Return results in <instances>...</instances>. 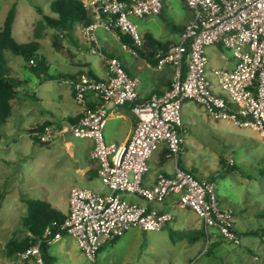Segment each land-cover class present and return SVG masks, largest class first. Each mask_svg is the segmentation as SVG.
I'll use <instances>...</instances> for the list:
<instances>
[{
    "label": "built area",
    "instance_id": "2783aa9c",
    "mask_svg": "<svg viewBox=\"0 0 264 264\" xmlns=\"http://www.w3.org/2000/svg\"><path fill=\"white\" fill-rule=\"evenodd\" d=\"M83 2L93 11L94 18L81 33L94 53L103 52L97 32L102 26L130 36L133 50L144 48V36L131 16L161 14L164 9V0ZM186 3L192 16L181 41L156 54L159 68L168 63L175 68L172 86L165 93H154L149 100L140 101V79L130 75L115 56L106 57L107 78L98 79L84 72L73 81L79 103H85L90 91L98 94L102 103L88 109L79 121L62 126L60 131L94 140L92 156L99 160L98 175L109 191L72 186L69 216L61 224L55 221L49 225L43 237L18 254L19 260L49 264L44 244L64 235L73 236L85 255L95 260L107 242L132 228L147 231L165 228L174 212L151 203H164L170 198H176L175 207L195 210L208 233L215 228L227 240L240 242L235 214L220 207L214 181L202 179L193 170L177 164L174 174L159 172L154 184L144 183L150 171V158L162 143L167 144L170 156L179 159L185 142L181 134L182 109L188 99L202 104L216 120L251 126L264 136V0H186ZM217 42H223L237 59L233 69H212L228 99L213 89V80L208 75L207 48ZM107 103L133 104L139 119L129 141L106 140ZM52 127L48 125L38 134L41 142L54 138L57 131ZM228 161L235 163L232 157ZM131 196L139 200H132Z\"/></svg>",
    "mask_w": 264,
    "mask_h": 264
},
{
    "label": "rangeland",
    "instance_id": "374dc122",
    "mask_svg": "<svg viewBox=\"0 0 264 264\" xmlns=\"http://www.w3.org/2000/svg\"><path fill=\"white\" fill-rule=\"evenodd\" d=\"M12 1L0 0V3L6 5L10 2L11 8ZM24 1L20 0V3L24 4ZM29 1L41 13L56 15L52 10V0ZM184 10L175 0H168L163 15L168 21L169 31H174L173 25L184 22ZM131 18L141 31L137 16ZM156 20L162 22L161 16H156ZM176 40L179 42L180 36ZM217 43L226 55H233L223 42ZM51 48L46 44L39 52L50 57L55 54ZM23 72L32 77L28 82L30 79L35 81L33 77L38 76L29 66ZM48 83L58 85L54 81ZM34 92H37L39 101L28 97L27 118L16 113L19 125L26 127L20 133L26 137H20L16 132L14 136L19 138L15 148L8 144L0 145V192L3 195L0 201V264L7 261L22 264L16 262L15 256L9 255L7 248L11 239L22 240L29 233L25 226L28 215L25 198L50 199L60 205L73 184L85 183L78 173L84 159L76 160L67 144L69 140L76 145L90 144L89 139L71 131L61 132V128L48 145L36 141L35 136L33 141L28 139L30 130L27 128L31 122L45 118L47 113L56 117L58 125L62 126H70L68 116L72 118L70 112H63L62 106L51 101L58 102L56 91L52 90L51 97L49 90L44 88ZM221 95L228 99L224 92ZM188 101L182 109L186 130L181 132L186 138L187 149L179 158L189 157L200 173L212 175L220 207L235 214V226L242 234L240 242L227 240L215 228L207 233L195 210L170 204L165 210L173 211L174 218L165 228L148 231L132 228L125 235L107 242L95 260H90L83 253L73 236H63L48 247L52 264H264V136L251 126L241 127L229 120H214L202 104L192 99ZM229 157L235 160V166L230 165ZM95 187L99 191L108 190L101 181H97ZM158 204L157 208L160 207Z\"/></svg>",
    "mask_w": 264,
    "mask_h": 264
},
{
    "label": "crops",
    "instance_id": "0c3cea01",
    "mask_svg": "<svg viewBox=\"0 0 264 264\" xmlns=\"http://www.w3.org/2000/svg\"><path fill=\"white\" fill-rule=\"evenodd\" d=\"M175 1L179 3L183 8H185L184 11L186 17L183 23L173 25L174 31H169L166 24L167 19H165L166 17L165 15H163V11L161 14L146 15L143 17L132 15L137 16V21L139 23V26L141 27L140 32L142 33L145 39L144 48H142L141 50H133V42L130 36H127L125 41L122 37V34L118 31L102 26L98 28L97 32L100 43L103 48V52L94 53L90 50V45L85 42L84 37L81 33L82 28L86 24L82 22H77L74 25L72 31L61 33L60 31H56L54 28L46 24L43 19V14L41 13V10L36 8V5L35 8H33L30 5L31 2L29 0L24 1V4L20 3V0H13L12 6L16 5L17 8L16 17L13 25V33L15 38L19 42H29L33 40H38L39 42H41L42 46H45L46 44L50 45V47H52V52H55V54L50 55V57L49 55H44L50 64V72L55 75L63 74L65 76L49 79L46 81H42L39 76H34L33 80L35 81L32 82L30 81V79L28 82L29 86L36 91L42 90L43 88L49 90L48 93L50 94V97L52 96V90L56 91V95H58L59 97V99H57L58 102L54 99H49L52 102L57 103L59 106H62L61 110L63 112H65L66 110L67 112H70V114H72V118H70V115L68 116L70 123L76 121L77 118L86 109L97 107L99 104L102 103L101 97L94 91H90L88 93V98L86 99L85 103H79L75 97L74 86L71 79H69L71 78L70 76L87 72L98 79L107 78L108 67L106 57L115 56L119 58L123 62L126 71L130 75L136 76L140 79V84L138 86L140 101L149 100L154 93H165L172 86L175 68L172 63L166 64L163 68L158 67V61L155 60V57L154 60L150 58V56L152 55V51H150L148 46H146V36L148 34H152L156 39L162 41L163 43L169 44L167 49L165 50H168L171 44L178 42L176 40L177 37L180 36L181 41L186 23L192 16V11L187 6L186 0ZM167 3L168 0H164V7ZM1 5L5 4L0 3V28L4 25L7 15L10 9L12 8L9 7L11 5L10 2L6 4L7 6L5 5V7H2ZM87 9L92 15V18H94L93 11L88 7ZM5 12H7V14ZM156 16H161L162 22L156 20ZM58 33H60V35ZM47 38H49L48 43ZM43 49L45 48L43 47ZM207 50L210 58V62L208 65V75L213 80L214 90L217 93H221L222 91L218 85L217 78L212 72V69L215 67L233 69L237 64V59L233 55H226V53L222 49V46L218 43L208 46ZM5 55L7 64L11 68V74L13 76L19 77L26 81H28V78H32L31 76L25 75L23 72L24 68L28 66V62L23 55L15 54L10 50H6ZM37 81L39 83H37ZM51 81L58 83V85L54 86L48 83ZM32 94L36 96L35 99L38 100L37 92L35 93L33 91ZM188 102L190 101H185L183 106H185V104H187ZM12 104L13 114L6 122L4 128L0 130V145L8 144L10 147L12 146L13 148H15V144H18L17 141L19 137L15 138L14 134L16 132L20 133L22 128H26L25 126L19 125L16 113H19L21 117H25L24 119L27 118L26 112L29 108V98L28 96L20 92L12 100ZM106 111L108 114L107 124L105 127L106 140L108 142L118 143H125L129 141L139 119L138 115L133 110V104L127 103L123 105H116L113 103H107ZM62 118L65 119V117ZM39 120L44 121L40 123L38 122ZM46 122H50L48 123V125L54 126L57 129V133H59L58 129L61 128L62 125H58L60 123L59 121H57V118L51 115L50 113H47V115H45V118L35 119L31 122V126L27 128V131L30 130V134H27L29 137L28 139L33 141L32 137H36L39 134L38 126ZM185 130V126H183L182 131L185 132ZM19 135L20 137H26L23 133H20ZM86 138L90 140V144L84 143V145H76L71 140H69L67 144L68 148L70 149V153L76 156V160L80 161L79 159L81 157H83L84 159L82 161V167H79L78 169V173L81 176L80 179L84 180L83 182L85 183L83 185L81 183H76L72 186L81 185L98 190V188L95 187V183L97 181H101L98 175L99 160L92 156L95 142L92 138ZM185 143L186 142H184L183 150L181 152L182 154L185 153L187 149L185 147ZM177 164L183 168L193 170L197 174V176L201 177L202 179H208L211 181V174L208 176L200 173L199 169L196 167V165L191 162L189 157H186V159L180 157L178 160H176V158L169 155V148L167 144L162 143L150 158V171L145 175L144 183L146 185L154 184L159 172L174 174L176 171ZM72 186L69 188V191H67L65 199L60 203V205L48 199L54 205H56L59 210H61L64 214L67 215L70 211V191ZM107 191H109V188ZM131 199L139 200V198L134 196H131ZM175 200L176 198H170L165 201V204H158L159 202H152L151 205L156 207V205L158 204L160 205L159 209L165 210L167 209V207H169L170 204L174 205ZM65 236L66 235H64V237ZM15 260L17 263L31 264V262L19 260L17 257L15 258ZM5 264L12 263L7 261Z\"/></svg>",
    "mask_w": 264,
    "mask_h": 264
},
{
    "label": "trees",
    "instance_id": "16d2710c",
    "mask_svg": "<svg viewBox=\"0 0 264 264\" xmlns=\"http://www.w3.org/2000/svg\"><path fill=\"white\" fill-rule=\"evenodd\" d=\"M52 10L57 13L58 16L42 13L43 19L48 26L58 29L61 33L72 30L77 22H82L87 25L93 21L92 15L85 6L83 0H53ZM16 11V5L12 6L4 25L0 28V130L4 128L6 122L13 114L12 100L18 93H23L24 91V95L32 98L36 97L32 94L34 89L29 86L28 81L11 74V68L8 66L6 60V50H10L15 54L23 55L26 58L30 69L34 73L38 74L42 81L62 76L65 77L63 74L55 75L49 71L50 64L47 58L39 52L42 46L41 42L38 40L19 42L15 38L13 25L16 17ZM122 37L126 41L127 35L122 34ZM146 37V46H148L150 51H152L150 58L154 60L155 57V60L158 61V58L156 57L157 52L160 49H167L169 44L156 39L152 34H148ZM80 74L70 76L71 78L69 79H71L73 86L75 80L78 79ZM74 92L76 97L75 87ZM87 110L88 109H86L74 122L79 121L81 116L84 115ZM48 123L50 122L39 125L38 133L45 131V127L48 126ZM35 139L36 141L41 142L38 136H36ZM230 165L235 166L236 163ZM210 179L213 181V177ZM2 197L3 195L0 192V201ZM24 200L28 204V215L25 218V226L28 228L29 233L25 239H11L7 248L9 255L17 258L21 251L35 244L40 237H43L44 232L49 225H54L53 223L55 221H57L58 224H61L69 216V214H64L61 210H59V208L48 199L25 198ZM238 232L242 235L239 230ZM65 233L66 231H64V234ZM219 235L224 237L220 233ZM49 245L50 244L45 243L43 251L47 262L52 264V257L48 254Z\"/></svg>",
    "mask_w": 264,
    "mask_h": 264
},
{
    "label": "water",
    "instance_id": "95a60500",
    "mask_svg": "<svg viewBox=\"0 0 264 264\" xmlns=\"http://www.w3.org/2000/svg\"><path fill=\"white\" fill-rule=\"evenodd\" d=\"M50 143H51V141L42 142V144H44V145H48Z\"/></svg>",
    "mask_w": 264,
    "mask_h": 264
}]
</instances>
